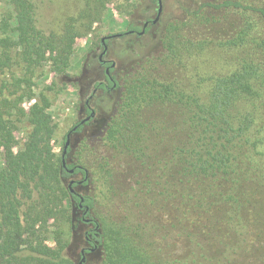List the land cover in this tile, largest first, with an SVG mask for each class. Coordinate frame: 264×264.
I'll use <instances>...</instances> for the list:
<instances>
[{
    "label": "trees",
    "instance_id": "1",
    "mask_svg": "<svg viewBox=\"0 0 264 264\" xmlns=\"http://www.w3.org/2000/svg\"><path fill=\"white\" fill-rule=\"evenodd\" d=\"M83 2L76 16L47 31L37 0H6L0 76L14 52L26 73L0 88V264H75L66 256L65 228L86 222L68 170L83 174V185L89 179L84 166L65 169L56 155L52 102L34 94L32 79L45 64L69 77L77 40L101 21L108 0ZM180 9L160 52L120 72L122 86L114 76L124 91L108 145L132 158L140 175L121 218L112 209L100 215L98 198L83 196L100 219L85 236L102 247V264H264V3L182 0ZM34 99L26 113L22 103ZM24 117L31 131L15 151Z\"/></svg>",
    "mask_w": 264,
    "mask_h": 264
},
{
    "label": "rangeland",
    "instance_id": "2",
    "mask_svg": "<svg viewBox=\"0 0 264 264\" xmlns=\"http://www.w3.org/2000/svg\"><path fill=\"white\" fill-rule=\"evenodd\" d=\"M38 15L40 26L47 30L58 29L60 23L70 16H76L83 8V0H37ZM126 0H108L106 9L102 15L101 21L93 25L92 31L78 39L75 46V53L72 58L69 77H57L50 71L49 65L45 64L38 68L34 74L32 82L34 84V94L47 95L51 102V112L57 125L56 135L53 141V148L57 156H61L67 134L72 128L81 122L86 116L84 114L85 102L92 94V82L103 81L104 74L98 76L99 62L98 57L102 52L100 48L101 39L106 36L123 33L128 30L130 24L141 26L146 17L154 18V11L151 0H130L135 4L134 10L124 5ZM219 1V0H186L187 3L196 5L198 2ZM250 2H261L264 0H248ZM164 12L159 25L144 37L138 39L135 36H127L109 43L110 51L107 59L117 64V70L114 75H118V81L124 73H132L137 69L136 64L145 58L158 54L161 50V37L165 26L180 17L182 0H162ZM119 6H123L120 9ZM129 12V13H128ZM7 13L6 0H0V39L4 37L1 30V22ZM13 65L0 76V88L4 84L12 87L14 79L23 78L26 73L24 64L14 52ZM122 73L120 76L119 73ZM120 85L123 82L120 81ZM13 88V87H12ZM13 90V89H12ZM124 89L120 87L115 93L107 94L99 91L91 101V106L96 112L95 121L86 126L83 131L72 136L71 153L67 163L84 166L89 182L87 185H78L75 187L77 193L81 196H96L98 198V213L109 212L112 209L114 216L121 218L125 214L122 207L131 196L135 200L134 180L140 175L138 166L129 156L122 155L110 147L107 140V134L110 123L119 111V104L123 96ZM36 103V100H26L22 107L29 112L30 108ZM31 131V126L26 118L18 125L15 133L17 145L14 150L22 149L26 139ZM4 156L0 152V170L4 166ZM71 180L77 182L84 180L83 174H77L67 180V186ZM125 194H128L125 196ZM127 210L129 208L125 206ZM84 211H80L82 216ZM127 213V212H126ZM87 219H96L99 223V217L92 211ZM155 219V218H154ZM167 221V218H166ZM168 228V222L165 223ZM164 224V225H165ZM93 225L81 223L76 227L67 226L65 233L69 242L66 256L75 264L82 261L81 252L88 247L86 242V232ZM51 231L54 227L51 226ZM51 247H55L53 241H49ZM95 252H89L86 255L87 264H102V247L91 246ZM218 251L219 247L214 246ZM184 247L181 244L178 248L179 255ZM215 252V251H214ZM250 259L243 258L237 264H250Z\"/></svg>",
    "mask_w": 264,
    "mask_h": 264
},
{
    "label": "flooded vegetation",
    "instance_id": "3",
    "mask_svg": "<svg viewBox=\"0 0 264 264\" xmlns=\"http://www.w3.org/2000/svg\"><path fill=\"white\" fill-rule=\"evenodd\" d=\"M158 3H159V0H158ZM151 4L153 5V8H155L154 11L156 12V15H155L154 18H151L152 19L151 22H149V20H146L147 18H145V21L142 22V25L141 26H137L140 29L139 31L134 30V29H128L127 31H125L123 33H118V34H115V35L104 37V38H106L105 41H103V38L101 39L100 48L102 49V52L100 53V55L98 57V62H99L98 76L101 75V74H104L105 79L103 81L92 82L91 86L93 87V91H92V94L89 96V98L85 102L84 114H85L86 117L83 119V120H86L87 118H90V120L87 121L84 125H80V123L83 121L82 120L81 122L76 124L74 127L78 126V128H79L80 126H86L87 123H90V122L92 123V122L95 121L96 112L91 106V101L94 99V96H95L96 93H98L99 91H102V92H105L107 94H111V93H115L119 89L117 81L114 79V76H115L114 73H115V71L118 68L117 64L115 62L107 59L108 53L110 51L109 43H111L113 40H118V39H121V38L127 37V36H135L136 38L140 39V38L144 37L145 35H147L148 33H150L152 30H154L159 25L160 20H161V18H160L157 23L153 24V20L157 17V14H158L160 6H159V4L158 5L156 4V0H152ZM156 6H158L157 9H156ZM163 12H164V7H163ZM146 24H148V25L146 26ZM143 30L145 31L144 33H142ZM147 30H149V31L147 32ZM114 36H116V37H114ZM93 112L95 113V116L91 117ZM74 134H78V129L72 134V136ZM69 150H70V148H69ZM68 153H69V151H68ZM66 160H67V157H66ZM68 164L69 163H67V166H68ZM70 170H72V169H70ZM70 170H68V171H70ZM71 176L72 177L75 176V169H74V173L71 174ZM83 181H80V182H82V184H83ZM82 184H80L79 182L75 181V184L73 185V188L75 189L76 186L82 185ZM76 195L81 198L80 209H81V211H84L86 209V206L84 205L85 199L82 200V198H84V197L79 195L77 193V191H76ZM87 214L85 212L83 213L84 221L87 224L92 225L93 221H92V219H87ZM88 220H90V221L88 222ZM92 229H93V226H92ZM86 242L88 244V247L84 248L82 250V252H81L82 258L86 257V255L89 252H95V249H93L91 247L92 245L90 243V240L86 239ZM83 251H84V253H83Z\"/></svg>",
    "mask_w": 264,
    "mask_h": 264
},
{
    "label": "water",
    "instance_id": "4",
    "mask_svg": "<svg viewBox=\"0 0 264 264\" xmlns=\"http://www.w3.org/2000/svg\"><path fill=\"white\" fill-rule=\"evenodd\" d=\"M159 11H158V14H157V17L153 20V24L157 23L159 21V19L161 18L162 16V13H163V2L162 0H159ZM148 24H146L147 26ZM145 26V27H146ZM145 31L143 30L142 33H144ZM141 33V34H142ZM116 37V36H114ZM106 38H103V41H105ZM95 116V113L93 112L91 117H94ZM90 118H87L86 120H83L80 125H84L87 121H89ZM78 129V126L77 127H74L68 134H67V137H66V143H65V146H64V149H63V154H62V158H63V166L65 169H67V160H66V157L68 155V151H69V148L71 146V141H72V134ZM70 174H73L74 173V169L70 170L69 171ZM80 184H82V182H79ZM75 184V180H72L70 183H69V188H70V192L72 195H76V191L75 189L73 188V185ZM82 200H84V198H82ZM90 211V208L89 207H86L85 209V213L87 214L88 212ZM90 220H88L89 222ZM84 253V251H83ZM85 262V257L82 258V261L80 264H83Z\"/></svg>",
    "mask_w": 264,
    "mask_h": 264
}]
</instances>
